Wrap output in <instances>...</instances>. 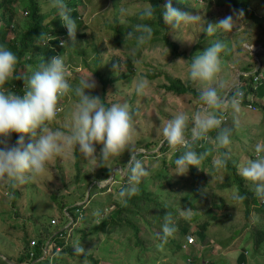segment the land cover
<instances>
[{
	"label": "rangeland",
	"instance_id": "rangeland-1",
	"mask_svg": "<svg viewBox=\"0 0 264 264\" xmlns=\"http://www.w3.org/2000/svg\"><path fill=\"white\" fill-rule=\"evenodd\" d=\"M82 1L84 2L83 6L79 3L82 7L81 18L87 35L89 38H93L95 46L88 48L84 55L75 54L72 47H67L62 54L56 50L55 56L61 55L63 58L68 70L66 78L70 85H74L82 76L91 75L96 87L85 90L91 94L93 92L102 93V84L92 72L94 67L91 70L93 66L91 60L96 56L94 48L99 50L98 68L100 67L99 69L105 75L111 77H116L119 73L127 71L126 60L131 58L134 73L129 74L127 78L123 77L114 81L107 90V100L110 105L126 103L133 116L131 141L124 150L117 155L110 156L106 161L107 167L115 162L116 166L113 169L121 175V178L118 179L120 182L127 176L130 159L135 158V155L143 154L138 160L142 161L148 176L162 168L161 158L167 159L168 156L174 154L178 145L169 147L165 151L161 148L164 140L162 129L169 119L184 112L189 117L188 130L190 131L192 127L191 118L201 103L191 91L178 94L168 88L171 79H179L181 84L186 87L190 86V90L193 89L197 92L222 83L223 87H218L217 92L221 96H226L239 83L243 75L255 73L259 66H262L261 73L264 75V0H250L248 12L240 9L241 0H212L211 3L206 0H171L174 7L199 14L202 17L199 22L182 23L175 28L167 25L165 36L177 45L176 50H173L171 45L164 44L161 37H157L153 42L145 43L137 49L136 39L127 35L132 30L131 26L134 25L129 15L137 12L140 5H142L141 9L149 6L147 0ZM182 1L185 4H182ZM14 5L18 12L17 17L20 18L23 16V12L20 11L19 3ZM39 5L42 12H47L53 5V0H39ZM120 8L126 9L127 14L121 15ZM192 9H196V11H192ZM241 10L243 14H239ZM229 15L234 19L232 21L234 27L231 30L225 31L217 27L211 35H207L203 31V27H206L207 24L218 23ZM13 35V31H8V38ZM216 41H221L225 45L220 54L221 70L211 82H190L186 73L191 58ZM43 44L45 43L43 42ZM250 46L256 49L251 50ZM85 61L88 64H85ZM141 79L147 82V87L144 94L137 95L135 86ZM256 100L257 110L255 111L251 106L240 104L239 111H235L230 106L219 110L220 114H223L221 127L231 129L230 143L222 148L230 159L227 161L230 163L232 161L239 167L248 160L256 159L255 155L258 154L255 152V145L257 143L264 144V93L257 94ZM77 101L78 97H75L71 92L59 98L58 106L62 108V113L47 124L48 128L50 130H65L64 125L70 121ZM210 111L217 112L218 110L210 109ZM37 134H39V129H37ZM17 135L18 137L24 136L25 144L34 142L35 139L30 133L27 135L17 133ZM0 140H6L8 146L14 145L8 137H0ZM209 140L212 139L206 135L205 141L202 143ZM95 147L98 156L102 145L96 144ZM215 148L216 145H214ZM153 152L157 153L156 159H150L148 156ZM122 154H126L128 157L127 163H123L124 165L120 162L123 158ZM259 155H263V153ZM192 168L196 169L197 173L190 174L189 169L185 173H177L180 170L170 169L165 176L154 178L153 182L151 180L147 189L152 192V195L155 194L154 191H157L161 197L160 200L171 205L176 201L180 203L178 198L188 193L190 186L194 184V179L198 183L199 180L202 182L203 178H206L208 185L205 190L210 191L208 192L210 200L219 201V197H224L226 205L229 206L219 208L218 213L226 210L231 214L232 219H223L221 225L215 224L210 227L209 237L204 241H196L194 235L187 237V240L195 243L194 246L204 255L220 253V264H227L226 260L231 252H236L239 248L251 251L253 238L250 235L249 227L255 225L256 218L254 217L253 220V216L250 214L251 222L247 221L249 225L244 228L246 220L241 211L244 205L240 200L233 202L230 200L234 194H239L238 188L236 185L222 189L218 187L227 176L224 175L222 169H217V173L213 175L209 165H205L204 168L200 167V164L192 165ZM199 171L202 172L200 178ZM114 182L113 173L105 177L99 165V158L85 157L78 151V146L77 150L74 147L70 153L54 156L46 163L44 173L25 180L23 183L17 182L14 189L17 191L15 205L18 206L14 210L11 207L14 193L9 191L8 181L0 177V264H20L18 257L22 254L21 238L25 234V230H30L31 235L38 236L39 228L44 226H47L45 227L47 232L50 230L53 233H57L63 228V236H56V242H60L62 239L66 242V246L70 245L73 250L77 247L85 250L80 253L85 256L78 258L71 256L67 252L66 246L55 244V247L48 252V258L44 256V264H183L170 258L172 251L167 247V241L160 240L158 243L154 241L152 236L146 232L141 220L138 221L140 226L138 237L143 240V243L148 238L150 239L146 243L145 249H136L133 232L128 227L127 229L118 227L111 233H107V228H105L106 231L93 232V226L99 221L98 207L94 203L98 196L94 192L89 196V189L92 185L105 187L106 190L102 194H106L108 186L112 190ZM243 187L253 190L254 184L245 179ZM211 191L213 192L211 193ZM113 197L115 204L121 201L117 198V192ZM88 199L90 204L93 203L90 205V209H88L89 206L87 207ZM63 203H66L63 207L66 214H69L67 211L69 205L84 204L82 214L78 216L73 211L74 222L72 219L66 218L63 210L61 211ZM111 208L108 203L104 206L102 219L106 218ZM15 210L17 214L14 213ZM190 210H194L193 207ZM50 218H53L55 223L58 218L61 221L60 227L50 226ZM71 228H73L72 239L69 235ZM221 228L219 233L215 231ZM235 228L239 230L237 235ZM174 237L179 239L177 234ZM223 239L231 243H228L229 245L226 247L223 245L221 247L220 240ZM124 243L126 244L124 245ZM52 246L54 243L50 247ZM54 256L57 258L55 259ZM249 256L252 264L264 262L263 251L258 252V256Z\"/></svg>",
	"mask_w": 264,
	"mask_h": 264
},
{
	"label": "trees",
	"instance_id": "trees-1",
	"mask_svg": "<svg viewBox=\"0 0 264 264\" xmlns=\"http://www.w3.org/2000/svg\"><path fill=\"white\" fill-rule=\"evenodd\" d=\"M149 5L155 7V14L152 18L140 20L138 18V12L141 10L142 5L137 8V12L133 15H129L133 24L137 23H146L151 26L153 32L152 37L146 43H151L157 37H161L164 44L171 45L173 50L177 49V45L172 43L165 35V31L168 28V24H165L161 13L163 11L162 7L167 0H147ZM209 3L212 0H206ZM67 8L70 10V16L75 20L77 25L76 30V38L71 42L68 36L67 28L65 27V23L61 19V17L57 14L56 8L52 5L50 10L47 12H42L39 0H0V42L6 43V45L17 55L18 63L15 68V73L13 78L6 81L3 85H0V91H14L19 94H23V90L25 87L24 77L29 75L33 70L37 68V66L45 62L47 63L53 56L56 55V50L58 53L62 54L65 48L72 47L73 53L75 54H86V50L90 47H94L95 43L93 38H89L87 32L85 30V25L81 18L82 16V7L79 3L84 5L82 0H66ZM15 3H19L20 11L23 12V16L20 18L17 17V11L15 9ZM182 4H185L182 1ZM250 6V0H241L240 9H244V11L248 12V7ZM81 7V8H80ZM192 11H196V9H192ZM251 15V14H250ZM252 16V15H251ZM48 21V22H46ZM13 31L14 35L11 38H8V31ZM131 31V30H130ZM138 33H133L132 36L136 39ZM165 37V38H164ZM66 41V44H62L61 41ZM43 42L45 44H43ZM96 56L91 60L92 68L95 77L102 84V93L98 94L93 92L92 95H97L101 98L102 102L105 105H110L107 100V90L108 86L112 84L114 81H117L123 77H128L129 74L134 73V66L132 64L131 58L126 60L127 71L119 73L116 77H111L109 75H105L99 68L98 63H100V58L98 57L99 50L94 48ZM85 64H88L85 61ZM260 66L257 71L253 74L243 75L242 79L238 84H236L228 93L227 97L231 99L237 92H241L240 105H248L251 102H248V97L250 94H263L264 93V81L263 80H255L254 77L261 73ZM20 77V78H17ZM168 88L174 90L178 94L185 93L187 91H191L195 94L199 99L200 92L196 90L189 89L190 86L186 87L184 84L180 83L179 79H171V84ZM199 103H202L199 99ZM210 111V109H209ZM218 115L220 111H217ZM47 124L49 122H46ZM218 129L210 130L206 135L209 136L212 140L206 141V143H202L205 141V137L199 138L195 140L192 144L193 150L200 153L207 152L208 154L205 158L200 162V167L203 168L206 166H210L213 175L217 173V169H222L224 175L226 174V179L219 188H229L230 186H235L239 190V195L244 197L241 199V203L243 206L242 214L245 217L246 222L244 223V228L248 226L249 216L252 214L253 220L254 217L256 220L254 221L255 225H252L250 228V235L253 238V247L251 251H248L246 248H239L236 252H231L227 258V264H252L250 260V256L255 257L258 256V252H264V200L258 198L254 189L249 190L243 187L245 183V179L241 177L238 173V165H234V163L230 161L228 156L226 157V164L223 167L216 168L213 166L212 161L217 157H222L225 153V150L222 147H218L216 144V135ZM28 133H24L27 135ZM17 133L12 132L9 134L8 139L16 143ZM214 145L216 148L214 149ZM0 147L2 145L0 144ZM169 146L166 142L161 144V148L163 151L167 150ZM177 149V150H176ZM175 149V152L172 156H168V158H161L162 160V168L154 171L151 175H142L136 181H130L129 177L131 175L130 169L127 170V176L122 182L118 181L121 178V175L118 174L117 170L113 168L116 166L115 162H112L111 166H106V161L102 163L99 160L100 168L102 172L105 174V177L111 173L114 174L115 182L112 184V190L108 186V191L106 194H102L105 187H100L98 185H92L89 189V196L92 192L96 193L98 198L95 200V205L98 207L97 217L99 219L98 224L93 226V232L97 233L100 231H106L107 233L113 232L118 227L123 229H127V227L133 232L134 246L136 249H145L146 243L150 241V239L146 240L144 243L141 238L138 237V232L140 231V226L138 225V221L141 220L144 224V228L146 232L152 236L153 240L157 243L161 240L166 242L167 247L172 251V256L170 257L172 260L177 263L183 264H220L221 261L218 254H206L204 255L202 251L196 248L195 243L188 242L187 237L190 235H194L196 241H204L210 232V227L215 226V224L222 223L223 219L231 220V214H229L226 210L221 213H218L219 208L229 207L226 205L225 198L219 197V201H212L209 198L210 191H206L208 183H206V178H203L202 182L199 180L198 183L193 180L194 184L190 186L188 193L182 195L178 198L179 202H172L171 205H167L163 200H160L161 197L157 191H154L155 194L152 195V192H149L147 187L150 181H154V178L163 177L166 175L170 169H177L175 164V160L179 155L183 153L185 150L183 146L178 145V148ZM77 150V148H76ZM76 156H78L77 151H75ZM143 154L135 155V159H139V157ZM264 155V153H263ZM123 158L120 162L127 163L128 157L126 154H122ZM148 156L153 159L157 158V153L153 152L148 154ZM257 158V156L255 155ZM79 158V157H78ZM77 159V158H76ZM124 165V164H123ZM202 168V169H203ZM189 173H197L196 169L192 168V165L189 166ZM202 172L199 171L198 176L200 178ZM78 175V173H76ZM76 175V176H77ZM106 186V187H107ZM135 188V191L132 192L131 195L120 196V192L123 188ZM9 191L14 193L13 199L11 201V207L14 210L18 205H15V201L17 200L16 194L17 191L8 184ZM223 191V190H222ZM247 191L246 193H242ZM117 192V198L121 199V201L115 202L114 194ZM213 191H211L212 193ZM95 195V194H93ZM92 195V196H93ZM96 196V195H95ZM160 197V198H159ZM108 200V201H107ZM232 202L235 201L233 197L230 199ZM110 207L108 215L105 219H102V215L104 214V206L107 203ZM64 205L66 203L61 204V211L63 210ZM89 199L87 200V207L90 209ZM84 204L81 205H69L67 207V211L69 214H66V211L63 210V213L67 216L66 218L72 219L73 222L75 218L73 217V211L79 216L82 214ZM193 207L194 210H191L190 216L181 215V212H185L186 209H190ZM17 210V209H16ZM14 211L17 214V211ZM13 213V214H14ZM170 215L172 223L176 227V231L171 235L164 237L162 235L161 226L164 223L165 215ZM77 216V218H78ZM257 217L259 219H257ZM76 218V219H77ZM247 218V219H246ZM102 219V220H101ZM53 218H50V226L54 225L56 228L60 227L61 221L53 222ZM101 221V222H100ZM251 222V221H250ZM45 227L39 228V235H31L30 230L26 231L21 238V242L23 244L22 254L18 257L20 264H28L30 262H34L33 264H44L45 258H48V252L55 247L56 245H64L66 246V242L62 239L60 242H56V236H63V228L57 233H53L50 230L46 231ZM221 229L215 230L217 233L221 231ZM214 231V232H215ZM236 235L239 233V230L235 228ZM178 236L179 239H176L174 235ZM70 238L73 236V228H71ZM235 235V236H236ZM233 236V237H235ZM45 238V241H44ZM131 239V238H130ZM234 239V238H233ZM48 240V241H47ZM47 241V243H46ZM221 247L222 245L226 247L231 242L226 241V239L220 240ZM54 243V246L50 247L51 244ZM220 243V242H219ZM229 243V244H228ZM126 243H124L125 245ZM128 244V243H127ZM135 248V247H134ZM148 248V247H147ZM67 252L71 256H76L78 258H83L85 255L80 254L73 250L70 245L66 246ZM83 256V257H82ZM55 259L57 256H54ZM260 264H264L261 262Z\"/></svg>",
	"mask_w": 264,
	"mask_h": 264
},
{
	"label": "clouds",
	"instance_id": "clouds-1",
	"mask_svg": "<svg viewBox=\"0 0 264 264\" xmlns=\"http://www.w3.org/2000/svg\"><path fill=\"white\" fill-rule=\"evenodd\" d=\"M53 6L67 27L69 39L71 42L74 41L77 25L69 14L70 10L65 0H53ZM162 9L161 16L164 23L173 28L182 23H196L202 19L199 14L174 7L171 0H167ZM119 11L121 15L127 14L124 8H120ZM241 13L243 14L242 10L239 14ZM154 14L155 7L149 5L142 8L137 15L140 20H145L152 18ZM232 21L234 19L231 15L226 16L218 23L207 24L203 27V31L211 35L217 27L225 31L231 30L234 27ZM131 29L127 35L130 37L133 33H138L136 36L137 49L152 37L153 30L146 23L134 24ZM61 43L65 42L61 41ZM224 47L223 42L216 41L203 51L196 53L191 58L186 73L187 79L190 82L213 81L221 70L220 54ZM134 51L135 49L133 53ZM17 63V55L6 43L0 42V85L13 78ZM67 75L68 70L61 55L53 56L47 63H40L35 70L23 78L25 87L22 95L14 91H0V137L7 138L10 133L16 132L30 133L35 138L34 142L25 144L24 136L20 135L12 146H8L6 140H0V144L4 145L0 147V177L6 179L12 187H15L17 182L23 183L25 180L44 173L48 161L54 156L70 153L74 147L78 146V151L85 157H98L102 163L110 156L119 154L131 141L133 116L128 104L105 105L99 96L85 91L96 87L91 75L82 76L74 85H70L66 78ZM146 87L147 82L144 79L139 80L135 86L136 94H144ZM218 87H223V84H215L200 91L199 99L202 103L191 118L190 131L188 130L189 117L184 112L169 119L162 129L164 138L162 143L166 142L171 147L182 145L185 149L175 160L180 170L177 173H185L190 165L198 166L205 158L208 153L195 152L192 141L205 137L210 130H219L215 138L218 147L230 143L231 129L221 127L222 115L209 111V109L221 110L230 106L235 111H239L241 94L237 92L229 99L227 96L218 94ZM69 92L78 97L70 121L65 123V130H50L46 122H51L62 113L58 100ZM256 96L257 94L252 93L248 97V102L254 104L255 107ZM37 129H39V134H37ZM96 144L102 145L98 156ZM255 152L258 154L257 158L248 160L238 167V173L241 177L253 182L255 195L264 200V155H259L264 153V144L257 143ZM226 157L227 153H224L222 157L215 158L212 161L213 166L223 167L226 164ZM129 169L130 181H136L146 174L142 161L134 157L130 159ZM134 191V187L123 188L120 196L131 195ZM243 198L239 194L233 195L235 200ZM190 214V209L181 212V215L190 216ZM161 229L164 237L171 236L176 231L170 215H165ZM75 251L83 253L85 250L77 247Z\"/></svg>",
	"mask_w": 264,
	"mask_h": 264
},
{
	"label": "built area",
	"instance_id": "built-area-1",
	"mask_svg": "<svg viewBox=\"0 0 264 264\" xmlns=\"http://www.w3.org/2000/svg\"><path fill=\"white\" fill-rule=\"evenodd\" d=\"M250 49H251V50H254L255 47L251 46ZM254 79H255V80L260 79V80H263V81H264V75H263L262 73H260V74H258L257 76H255ZM239 93L241 94V92H239ZM240 99H241V97L239 96V101H240ZM251 100H252V99H251ZM249 104H250L249 106H251V107L253 108V110L256 109V107L254 106V104H252V103H249Z\"/></svg>",
	"mask_w": 264,
	"mask_h": 264
}]
</instances>
